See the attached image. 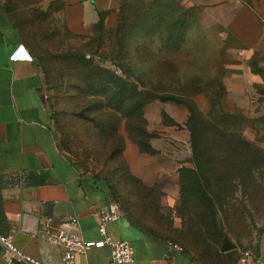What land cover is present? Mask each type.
<instances>
[{
	"label": "crops",
	"instance_id": "1",
	"mask_svg": "<svg viewBox=\"0 0 264 264\" xmlns=\"http://www.w3.org/2000/svg\"><path fill=\"white\" fill-rule=\"evenodd\" d=\"M63 1L65 25L79 35L98 22L100 13H105V25L112 24L125 3ZM144 1L175 5L184 24L172 46L159 31L148 35L149 56L133 61L135 76L146 73L153 83L210 85L211 92L218 86L231 105L227 112L243 119V138L264 148V77L257 70L264 55V0ZM46 96L45 76L0 2V234L21 252L58 264L61 249L39 236L44 224L97 240L94 208L112 199L103 180L83 173L61 150ZM142 114L146 131L153 135L148 143L153 153L126 140L123 157L135 172L153 161L154 173L174 182L181 168L192 167L187 111L155 99L145 103ZM30 175L41 184L27 185ZM71 217H76V226L69 224ZM108 231L114 239L131 243L132 264H205L187 250H170V240L139 229L122 210ZM7 255L0 247V264H11L10 258L5 261ZM257 256L264 264V231ZM109 259L110 249L104 246L78 255L76 264H106Z\"/></svg>",
	"mask_w": 264,
	"mask_h": 264
},
{
	"label": "rangeland",
	"instance_id": "2",
	"mask_svg": "<svg viewBox=\"0 0 264 264\" xmlns=\"http://www.w3.org/2000/svg\"><path fill=\"white\" fill-rule=\"evenodd\" d=\"M8 1L0 0L3 6ZM11 1V13L22 26L23 37L25 40L33 38L37 45L34 52L43 68L48 70L44 75L46 100L65 155L83 173L104 178L111 185L112 202L126 215L177 243L182 251L187 250L206 264H231V253L218 255L220 238L216 235L209 238L203 230L196 228L208 211L199 196L180 195L179 174L172 182L154 173L153 161L135 172L123 157L126 140L152 155L146 147L149 140L141 133L144 123L139 117L147 102L158 99L180 104L187 111L190 124L197 126L199 132L195 137L203 145L210 137L196 122L207 119L213 108L226 113L231 107L216 85L211 92L210 85L153 83L146 73L135 76L134 72H129L134 60L149 56L150 33L159 31L170 46L178 41L184 24L182 12L175 5L125 0L116 21L108 26L104 24L102 28L93 25L77 36L66 29L63 0L48 4L43 0ZM46 10V15L41 14ZM82 57L92 66L107 68L117 75L128 73L132 76L129 81L134 79L138 88L132 102L119 106L118 97H113L109 98L113 109L104 108L107 105L105 96L83 77L88 71L81 64ZM261 58L258 70L264 77V55ZM143 70L148 71L146 67ZM240 152L243 156L237 162L240 163L238 173L241 178L246 176L249 161L258 160L251 170L256 184L239 182L237 177L231 193L230 183L218 185L216 189L223 188V196L214 201L215 220L219 229L235 244V257L239 251L253 252L264 228V155H259L262 159H247L254 155L252 150L243 147ZM211 187L215 188V183ZM8 259L9 256H5V261Z\"/></svg>",
	"mask_w": 264,
	"mask_h": 264
},
{
	"label": "trees",
	"instance_id": "3",
	"mask_svg": "<svg viewBox=\"0 0 264 264\" xmlns=\"http://www.w3.org/2000/svg\"><path fill=\"white\" fill-rule=\"evenodd\" d=\"M12 1L9 0L4 6V11L9 14L11 17L14 26L17 28L21 39L23 40L27 49L31 52L34 59L36 60L38 66L42 70L45 75L48 73V70L43 68L40 63V59H38L36 53L34 52V48H37L36 42L33 40H25L23 37L24 33L22 32L21 25L17 23L12 15ZM47 11H42L41 14H47ZM104 17L105 13L99 14V20L95 24L98 28H102L104 26ZM67 31L68 28L66 27ZM70 32V31H69ZM72 33V32H71ZM73 35V33H72ZM79 36V34H74ZM82 66L87 69L88 72L83 76L84 79H88L89 83L95 90H98L100 94L104 95L107 101V105L104 108L113 109V105H110L111 100L109 98L118 97V105H128L132 102V97H134L138 88L134 84L133 81H129V78L132 77L128 73H125L123 76L117 75L114 71H111L104 67H95L90 64V62L86 61L84 57H82ZM258 70V69H257ZM260 71V70H259ZM129 72H133L131 68H129ZM163 100L165 98H162ZM191 109L189 108V111ZM128 117V116H127ZM141 123H144L143 128L141 129V133L144 137L149 140L153 135L148 133L145 129V120L143 118L142 112L139 114ZM243 123V119L236 114H232L229 112H222V110H216L213 108V112L211 115L205 119H201L196 122V125L201 126V130L207 133L210 137L209 140L203 145L201 142H198V138L195 137L197 130V126L194 127L190 124V118H187L186 126L190 132V146H191V159H192V167H183L179 170V192L180 195H184L188 193L190 198L200 197V199L204 200L206 210L208 211V215L202 216V221L200 222V226H196L197 229L203 230L206 236L212 238L213 235L220 238L226 236L218 226L217 220H215V216L217 214V210L214 208V201L220 200V197L223 196L222 189H216L218 185H222L224 183H230V193L234 188V182L237 177L239 182L248 181L252 182V184H256L253 180L252 168L257 164L258 160L249 161V165L246 168V176L241 178L239 177L238 168L239 164L237 159H242L243 154H241L240 149L245 147L246 149L252 150L254 155L250 156L247 159H262L259 155H264V149L257 147L245 140L240 131L241 125ZM138 143V139H135ZM203 140V137L201 138ZM139 144V143H138ZM147 150L153 153V150L150 148L148 141L146 144ZM78 167V166H77ZM95 179L103 180L108 189H111V185L104 179L99 178L97 175H93ZM212 183H215V188H212ZM27 185H39L41 184V180L38 177L30 175L26 180ZM2 188V183L0 181V192ZM111 191V190H110ZM187 194V195H188ZM1 203V196H0ZM126 218L136 227L148 233L149 235L165 238L162 235H158L155 232L149 230L147 227L143 226L139 221L132 218L130 215H126L123 212ZM199 227V228H198ZM220 230V231H219ZM264 231L262 228L258 239ZM236 251L231 250L226 253L218 251L219 256H223L231 253L232 259L231 264H235L238 255L235 257L233 252ZM253 253L257 255V246L253 250ZM234 256V258H233ZM205 263V262H204ZM206 264V263H205Z\"/></svg>",
	"mask_w": 264,
	"mask_h": 264
},
{
	"label": "built area",
	"instance_id": "4",
	"mask_svg": "<svg viewBox=\"0 0 264 264\" xmlns=\"http://www.w3.org/2000/svg\"><path fill=\"white\" fill-rule=\"evenodd\" d=\"M97 219V231L99 239L84 240L81 236L68 232L60 228H52L46 222L39 231L42 240L50 245L61 249V257L58 264H76V258L80 254H85L91 248H101L104 246L110 249V259L106 264H132L134 263L133 247L127 240L114 239L109 231L108 224L115 221L120 216L119 206L115 202L106 205H97L94 208ZM69 224L76 226V217L69 219ZM0 247L9 254L11 264H46L31 257L17 249L12 240L0 234ZM168 247L173 251H181V246L177 243L168 242ZM235 264H260L258 256L251 250L238 252Z\"/></svg>",
	"mask_w": 264,
	"mask_h": 264
},
{
	"label": "water",
	"instance_id": "5",
	"mask_svg": "<svg viewBox=\"0 0 264 264\" xmlns=\"http://www.w3.org/2000/svg\"><path fill=\"white\" fill-rule=\"evenodd\" d=\"M235 244L227 237L224 236L220 245V252L226 253L235 249Z\"/></svg>",
	"mask_w": 264,
	"mask_h": 264
}]
</instances>
